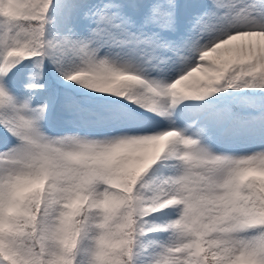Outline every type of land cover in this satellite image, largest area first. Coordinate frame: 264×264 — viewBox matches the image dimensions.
Segmentation results:
<instances>
[{
  "label": "snow or ice",
  "instance_id": "1",
  "mask_svg": "<svg viewBox=\"0 0 264 264\" xmlns=\"http://www.w3.org/2000/svg\"><path fill=\"white\" fill-rule=\"evenodd\" d=\"M0 264H264V0H0Z\"/></svg>",
  "mask_w": 264,
  "mask_h": 264
},
{
  "label": "rangeland",
  "instance_id": "2",
  "mask_svg": "<svg viewBox=\"0 0 264 264\" xmlns=\"http://www.w3.org/2000/svg\"><path fill=\"white\" fill-rule=\"evenodd\" d=\"M145 2H147V0H145Z\"/></svg>",
  "mask_w": 264,
  "mask_h": 264
}]
</instances>
